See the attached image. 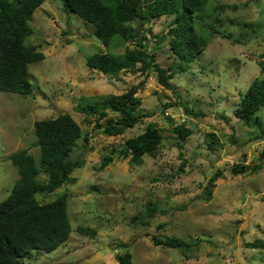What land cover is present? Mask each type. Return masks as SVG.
I'll return each instance as SVG.
<instances>
[{"label":"rangeland","instance_id":"1","mask_svg":"<svg viewBox=\"0 0 264 264\" xmlns=\"http://www.w3.org/2000/svg\"><path fill=\"white\" fill-rule=\"evenodd\" d=\"M202 12L203 20H196L195 26L209 36L206 50L188 70L176 74L171 88L162 86L152 71L137 94L142 99L140 112L147 116L123 134L109 136L87 124L78 104L82 99L98 101L119 94L145 77L130 69L106 74L91 68L87 58L95 52L122 54L127 44L131 48L133 44L104 46L94 34L95 25L65 11L63 0H46L35 11L30 21L34 31L25 42L40 44L45 58L30 65L33 91L28 95L0 92V202L20 177L9 156L28 149L39 158L36 120L70 113L90 137L87 144L79 141L72 154L73 160H85L72 172L76 181L37 195L47 202L68 194L70 237L54 251L34 249L22 264H121L124 250L116 248L121 241L130 244L131 264H264V249L246 246L264 238V139L253 138L264 127V107L249 125L235 114L251 82L264 76V0H208ZM217 17L222 24L214 21ZM171 20L167 16L154 20L153 33L166 32ZM212 22L231 37L211 34ZM148 37L157 61L162 66L171 63L168 41L155 49L153 34L148 32ZM185 106L202 114H188ZM180 119L194 129L183 148L173 129ZM149 122L157 123L165 136L156 155H146L142 165H135L117 152L113 162L101 169L112 147L122 149L125 140ZM208 133L219 137L212 148ZM261 162L263 168L256 173L233 172L237 163ZM181 166L185 171L179 173ZM217 171L222 177L206 201L205 188ZM38 179L46 180L47 175L42 172ZM151 202L158 210L145 217ZM136 215L144 216L149 226L135 222ZM82 225L94 227L97 234L80 233ZM153 235L202 240L184 252L155 245Z\"/></svg>","mask_w":264,"mask_h":264},{"label":"trees","instance_id":"2","mask_svg":"<svg viewBox=\"0 0 264 264\" xmlns=\"http://www.w3.org/2000/svg\"><path fill=\"white\" fill-rule=\"evenodd\" d=\"M46 0H0V92L11 91L28 95L33 91L30 65L45 58L40 44H27L26 38L33 33L30 21L35 11ZM208 0H63L64 10L75 12L85 20L95 25L94 34L106 47L118 48L132 43L131 48L125 46L124 53L95 52L88 56L87 63L91 68L106 74L119 75L122 71L139 72L145 78L131 85L119 94H112L98 101L82 99L77 109L87 115V124L101 129L109 136L121 135L128 128L138 125L147 114L140 112L142 99L138 97L144 89L145 80L152 72H156L158 82L167 88L174 85L171 80L179 72L189 69L190 63L203 53L208 44L209 36L201 34L195 26ZM203 14V12H202ZM172 17L166 32L153 33L151 23L162 17ZM214 21L222 24L219 17ZM149 25L148 29L141 26ZM203 24L202 26H204ZM207 26V25H205ZM246 27H253L245 23ZM208 27V26H207ZM211 34H220L230 38L231 33L222 32L210 26ZM148 32L153 34L154 48L158 49L161 42L168 41L170 55L174 60L162 66L155 51L149 48ZM264 71V66H263ZM169 105H165V108ZM264 107V76L255 78L236 107L235 114L245 124L252 123L256 113ZM188 114L196 116L185 106ZM110 113H113L112 115ZM225 116V115H224ZM94 117V119H91ZM258 118V117H257ZM182 122L173 126L178 136V144L183 143L194 133L188 123ZM257 122V121H256ZM261 128V123H259ZM35 134L40 147L37 159L28 149L12 153L9 158L18 167L20 177L14 184L9 196L0 202V264H22L34 249L47 252L54 251L68 240L72 232V223L68 214V194L63 193L57 198L41 202L38 194H49L66 183L75 182L72 176L75 168L85 164V160L72 159V154L78 147V142H89L90 134L84 131L70 113H62L56 117L36 120ZM211 148L218 142L215 133ZM254 139H264V127L255 133ZM165 139L164 133L155 122L146 124L139 134L125 140L122 149L112 147L104 156L101 169L113 162L114 154L119 152L122 158L130 157V162L142 165L146 155H156ZM262 160L264 161V151ZM263 168V163L248 166L237 163L233 166L234 173H256ZM179 173L185 167L179 168ZM47 175L46 180H39L41 173ZM222 177L217 171L205 188V200L210 201L215 182ZM158 210L157 204L151 202L147 207L145 217H153ZM142 215L133 217L135 222L148 225L150 222ZM82 234L96 235L97 230L90 226H79ZM187 241L177 236L161 238L153 235L155 245L181 249L189 252L201 242ZM248 248L264 249V238H257L246 243ZM116 248H122L124 253L119 256L121 264H131L133 255L128 242H117Z\"/></svg>","mask_w":264,"mask_h":264},{"label":"built area","instance_id":"3","mask_svg":"<svg viewBox=\"0 0 264 264\" xmlns=\"http://www.w3.org/2000/svg\"><path fill=\"white\" fill-rule=\"evenodd\" d=\"M187 121L186 119H180V123Z\"/></svg>","mask_w":264,"mask_h":264}]
</instances>
